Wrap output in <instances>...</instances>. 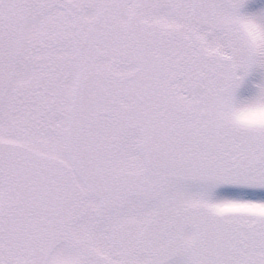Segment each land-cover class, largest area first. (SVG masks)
Returning a JSON list of instances; mask_svg holds the SVG:
<instances>
[{"label": "snow or ice", "instance_id": "6c2138e0", "mask_svg": "<svg viewBox=\"0 0 264 264\" xmlns=\"http://www.w3.org/2000/svg\"><path fill=\"white\" fill-rule=\"evenodd\" d=\"M247 0H0V264H264V68Z\"/></svg>", "mask_w": 264, "mask_h": 264}, {"label": "clouds", "instance_id": "9594fccd", "mask_svg": "<svg viewBox=\"0 0 264 264\" xmlns=\"http://www.w3.org/2000/svg\"><path fill=\"white\" fill-rule=\"evenodd\" d=\"M249 40L259 46L264 43V33L255 25L247 28ZM257 93L251 98L238 100L232 107L230 119L241 126H264V82L257 85Z\"/></svg>", "mask_w": 264, "mask_h": 264}, {"label": "rangeland", "instance_id": "374dc122", "mask_svg": "<svg viewBox=\"0 0 264 264\" xmlns=\"http://www.w3.org/2000/svg\"><path fill=\"white\" fill-rule=\"evenodd\" d=\"M264 8V0H247V9L256 11ZM264 82V68H254L237 89V100L253 97L258 89L257 85Z\"/></svg>", "mask_w": 264, "mask_h": 264}]
</instances>
